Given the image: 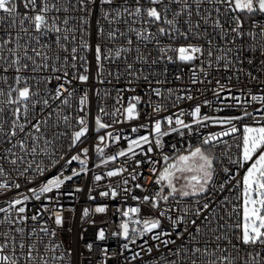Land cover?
<instances>
[{"label":"snow or ice","instance_id":"6c2138e0","mask_svg":"<svg viewBox=\"0 0 264 264\" xmlns=\"http://www.w3.org/2000/svg\"><path fill=\"white\" fill-rule=\"evenodd\" d=\"M171 76H187L218 99L234 88L245 93L249 83L264 87V0H0V264H264V125L245 124L240 155L229 157L238 168L249 165L235 197L219 195L238 173L216 153L238 122L254 118L246 105H264V95L223 96L240 114L207 115L197 105L189 123L183 110L159 116L194 99L191 88L179 95L161 87ZM91 80L124 86L115 89L111 111L98 107L90 125L89 92L79 86ZM123 93L134 94L125 100ZM141 120L131 131L150 129L148 135L132 139L115 130ZM209 123L224 130L164 152L165 137ZM122 139L126 148L105 155ZM90 150L100 158L95 168L121 166L93 174ZM60 161L57 175L21 191ZM74 162L80 167L65 175ZM141 165L152 175L136 171ZM125 173L151 180L153 190L131 196L134 207L116 208L115 231L96 227L108 204L82 207L77 225L66 226V211L75 209L66 210L60 195L83 192L77 180L91 175L89 200H125L121 193L132 191ZM115 177L119 185L91 195ZM65 185L71 191L61 193ZM134 187L146 191L143 183ZM111 238L123 241L119 251L110 252Z\"/></svg>","mask_w":264,"mask_h":264},{"label":"built area","instance_id":"2783aa9c","mask_svg":"<svg viewBox=\"0 0 264 264\" xmlns=\"http://www.w3.org/2000/svg\"><path fill=\"white\" fill-rule=\"evenodd\" d=\"M170 68H173V66H169ZM173 71H175L173 69ZM225 75L224 73H221L220 76L217 78H222V76ZM101 79H104V77H101ZM123 84H117L115 81H113L112 84H100L95 80H91L88 85H80V89L87 90L89 92L90 96V102H91V115L89 117L90 119V125H91V116L96 114L97 108L100 106L106 107L109 111L114 106V97L116 95L115 89L117 87H123ZM164 88H173L177 91L179 95H187L188 93L184 90L186 88H191V94L194 96L193 100H182L179 101L175 107H170L168 111L160 113L159 116H167V115H173L174 113H178L179 111L183 110L185 112V115L183 119L186 122H191V117L188 115L191 111H193L194 107L197 105H200L202 107V113L207 115H213V116H225V115H232V114H240L239 110L236 108H228L226 105L231 103V101H225L223 99V96L225 95H239L243 99L247 95V91H252L255 95H264V87L262 88H256L252 83H249L248 89L245 90V93H241L238 91V88H234L233 92L230 93H223L221 98H217L213 95L212 91L209 89L207 91L204 90L203 85H191L190 80H188L187 76L182 81H177L174 79V76H171L169 78L168 84L161 86ZM240 87V85H238ZM93 90H98L100 92V96L97 97L93 94ZM111 93L110 96H104L105 93ZM137 92H141V88H137ZM134 93H123L125 100H127L128 96L133 95ZM208 100L211 102V107L207 105H203V101ZM250 100V97H249ZM171 101H169V104ZM248 111L252 112L254 115V118L246 119L243 122H238L237 126L239 128V131L235 133L234 135L223 137L224 143H219L216 148V153L221 157V162L223 166H226L230 169V174L238 173L236 176V179L231 181L225 189L223 193H220V197L223 198L224 196H230L235 197L238 195L240 189L238 187H234V185L237 184L240 177H242L245 174V169L249 165H244L243 168H238L236 164L229 162V157L232 158L234 161L237 157L240 155V148L238 145L242 143V135H243V126L245 124L249 126H260L264 125V113L256 111V109L264 107V105L256 104L255 102H250L247 105ZM216 108H224L223 112H217ZM105 119H110L109 117H105ZM173 119H175V116H173ZM144 122L141 121H133L131 123H123L118 124L115 126V130L118 132L119 135L122 137H130L132 139L138 138L142 135H148L150 129H139L137 132H132L131 129L133 127H136L140 123ZM112 130V129H109ZM220 126L213 125L211 123L207 124V126H195L193 127V131L191 133H188L185 130V135L183 137H180L178 134L173 133L168 137L164 138L165 142V148L164 152H170L171 151V145L176 144L178 148L183 147L186 148L188 144H193L194 146L199 145L200 141L203 137L208 136L210 134H215L223 131ZM104 130H101L100 133L92 132L91 133V139L89 140V144L96 143L95 137L98 135H103ZM127 140L122 139L120 143L116 144L113 143L109 148L106 149L105 155H111L114 154L116 151L124 149L127 147ZM87 146V145H86ZM157 153H159V150H156ZM90 156L91 160L89 161L90 167L92 168L93 174L100 173L102 174L104 171L111 169L113 167H119L121 166V162L117 161L115 165L109 164L106 169H97L95 168V163L99 162V157L95 154V152L90 150ZM137 159H140V157H137ZM46 164L48 163V160L45 159L44 161ZM64 164V161H60L55 166L49 165L48 171L45 173L44 176H37L34 178L33 184L31 185H25L22 186L21 191H24L25 187H32V186H38L42 181H46L47 179H51L53 176L58 174V170H60V166ZM80 165L74 162L72 165L67 166V170L65 171V175L69 174L72 168H79ZM129 170H132V163L129 162L127 165ZM149 167L148 165H141L140 168L136 169V171H144L145 175L151 176L152 174L150 172L145 171ZM159 167V166H157ZM219 171V169H218ZM220 178L223 180L224 174L223 172H219ZM125 176L128 177V174L125 173ZM120 177L112 178L111 180H105L102 182L103 187L101 186H95L94 190L91 192V195H97L98 191L105 190L107 185L109 183L112 184L113 187H116L119 185ZM129 179V185L128 187L132 189L130 193H121L122 196H126L127 198L125 200H122L120 198H117L116 201H111L108 198L100 197L97 195V199L95 201L89 200V189L92 187L91 185V175L84 178L83 180H77V183L79 186L84 188L83 192L76 193L74 197H69L67 195H60L59 196V203L64 206V208L67 209H75V213L66 211V217H69L68 224L66 226L75 227L77 225V222L79 220V215L82 207H95L98 204H108L109 205V213L106 215H97L95 216V219L97 221V228L105 227L109 232L115 231L117 229V224L120 222L119 218L115 215H113L116 212V208L120 205H123V207H134L137 205V201H134L131 199V196L137 195V196H144L149 194L153 190V184L151 180H144L143 177L139 178L136 181L131 180V177H128ZM154 179V177H153ZM136 183H143L146 191H140L139 189H136L134 185ZM124 186L120 185V188L122 189ZM66 191H71V189L68 187V185H65L64 189H61V193H64ZM9 196L12 195V193H8ZM215 199V197H214ZM4 197L0 196V203H3ZM219 201H217L218 203ZM31 207V205H30ZM94 229L90 228V231H93ZM70 233L65 235V239H68L70 237ZM145 240L148 241V244L155 243L154 241H151L147 236L145 237ZM179 242V241H178ZM110 246V252L111 251H119L120 248L118 247L120 244L123 243V241H120L117 238H111L109 241L106 242ZM137 251H139V246H132ZM127 255H131V253H127ZM138 264V262H137Z\"/></svg>","mask_w":264,"mask_h":264},{"label":"rangeland","instance_id":"374dc122","mask_svg":"<svg viewBox=\"0 0 264 264\" xmlns=\"http://www.w3.org/2000/svg\"><path fill=\"white\" fill-rule=\"evenodd\" d=\"M252 127H257V126H252Z\"/></svg>","mask_w":264,"mask_h":264}]
</instances>
